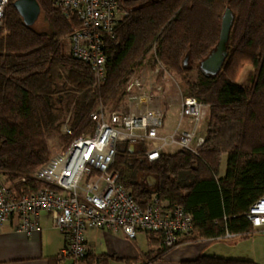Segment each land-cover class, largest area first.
<instances>
[{"label":"trees","instance_id":"1","mask_svg":"<svg viewBox=\"0 0 264 264\" xmlns=\"http://www.w3.org/2000/svg\"><path fill=\"white\" fill-rule=\"evenodd\" d=\"M15 1L9 0L0 28V173L13 190L45 187L33 176L52 158L50 137L66 151L91 125L93 112L117 109L139 71L160 63L161 74H174L188 96L208 106L204 144L197 155L181 150L149 162L143 146L121 143L110 170L140 206L157 198L192 216V232L178 245L256 234L246 214L264 195V0H118L123 14L116 36L105 43L101 83L70 51L69 37L81 26L76 19L64 17L51 0H36L47 24L38 32L23 23ZM227 9L233 16L228 56L208 77L199 65L215 49ZM243 62L254 69L248 86L236 80ZM66 92L72 100L61 106ZM67 119L70 130L62 134ZM150 177L153 187L145 182ZM181 264L257 263L203 255Z\"/></svg>","mask_w":264,"mask_h":264},{"label":"built area","instance_id":"2","mask_svg":"<svg viewBox=\"0 0 264 264\" xmlns=\"http://www.w3.org/2000/svg\"><path fill=\"white\" fill-rule=\"evenodd\" d=\"M51 2L64 17L80 23V28L69 37L70 51L75 59L90 67L97 83L103 82L107 62L105 43L116 36L123 14L118 0ZM8 4L9 0H0V28ZM161 69L157 63L155 73ZM147 86L141 78L132 79L123 93L125 111L108 112L101 107L93 112L88 129L33 176L45 185L40 190L20 194L0 173V229L18 217L17 231L34 235L40 231V214L46 212L53 228L64 235L61 255L70 258L72 264H80L86 257L89 249L85 234L90 229L120 232L131 242L140 232L154 234L167 249L178 246L180 238L192 232V216L182 207L170 206L157 198L145 207L140 206L117 182L118 174L110 167L121 143L143 146V157L149 162L181 150L197 155L205 139L200 135V120L208 106L191 96L185 97L177 124L166 134L164 113L151 107L161 88L153 91ZM69 130L67 119L62 134ZM246 218L256 230L264 226V195L250 206Z\"/></svg>","mask_w":264,"mask_h":264},{"label":"crops","instance_id":"3","mask_svg":"<svg viewBox=\"0 0 264 264\" xmlns=\"http://www.w3.org/2000/svg\"><path fill=\"white\" fill-rule=\"evenodd\" d=\"M18 226V217H13L0 229V264H72L70 258L60 256L65 237L53 228L48 213L40 214V231L34 235L17 231ZM85 237L89 251L80 264H181L203 255H239L264 264V226L249 239L228 236L225 240L180 243L167 252L154 234L140 232L131 242L120 232L90 229Z\"/></svg>","mask_w":264,"mask_h":264},{"label":"rangeland","instance_id":"4","mask_svg":"<svg viewBox=\"0 0 264 264\" xmlns=\"http://www.w3.org/2000/svg\"><path fill=\"white\" fill-rule=\"evenodd\" d=\"M33 29L38 32H43L47 30V24L44 21L42 15L39 16L38 20L33 25ZM155 69H156L155 65L154 66L147 65L143 70L139 71V73L134 78H141L148 85L147 87L152 88L153 91L155 90V88L158 87L161 88V90L158 92L157 97L152 101L151 107L152 109H157L164 113L165 124L163 131H165L164 133H166V131L170 130L171 128H174L175 125L177 124V119L179 117L178 113H180L183 99L185 97H188V94L182 88L180 80L174 74L168 72H163L162 74L159 72L157 74L155 73ZM253 73H254L253 67L247 62H243L241 68L237 72L236 80L238 83L244 86H248L251 83ZM191 76L193 78H196V73L195 72L192 73ZM61 97H62L61 106H64L67 102L72 100L73 95L71 93L66 92ZM105 110L108 112H112V111H125L127 109H126V104L123 103V101H121L117 109L109 108ZM208 116H209V108L207 107L205 110V116L200 120L201 122H200L199 131H200V135L204 137L206 136L207 133ZM48 143L51 148L52 157L54 155L64 152L59 147L60 143L58 139L54 138V136L50 137ZM225 167H226V158L224 157L221 163V170H220L221 174L225 172ZM145 182L147 184L152 185V187L155 185V179L153 177L146 178ZM235 254L237 253L235 252ZM221 256L229 259L245 258V257L242 258L239 255H221Z\"/></svg>","mask_w":264,"mask_h":264},{"label":"water","instance_id":"5","mask_svg":"<svg viewBox=\"0 0 264 264\" xmlns=\"http://www.w3.org/2000/svg\"><path fill=\"white\" fill-rule=\"evenodd\" d=\"M13 7L28 27H32L41 15V8L36 0H17ZM232 23V12L227 9L222 17L219 41L215 49L199 65L200 71L208 77H215L221 71L228 56L227 47Z\"/></svg>","mask_w":264,"mask_h":264}]
</instances>
